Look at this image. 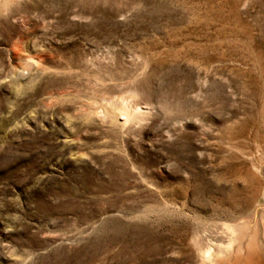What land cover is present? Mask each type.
Wrapping results in <instances>:
<instances>
[{
	"label": "rangeland",
	"instance_id": "rangeland-1",
	"mask_svg": "<svg viewBox=\"0 0 264 264\" xmlns=\"http://www.w3.org/2000/svg\"><path fill=\"white\" fill-rule=\"evenodd\" d=\"M250 240L264 260V0H0V264Z\"/></svg>",
	"mask_w": 264,
	"mask_h": 264
},
{
	"label": "bare ground",
	"instance_id": "bare-ground-1",
	"mask_svg": "<svg viewBox=\"0 0 264 264\" xmlns=\"http://www.w3.org/2000/svg\"><path fill=\"white\" fill-rule=\"evenodd\" d=\"M251 241V240H250ZM206 251H208L207 249H205ZM202 253V252H201ZM205 253H208L209 255V251L208 252H204ZM245 253V252H244ZM246 256L244 259H242V257H244L242 254H243V250L242 248L240 247L238 249V252H237V257H236V262L235 264L240 261H245L244 264H264V260L260 258V254H259V251H258V248H257V245L255 244V241L252 240L249 244H248V248H247V252H246ZM203 254V253H202ZM203 254V255H204ZM206 255V254H205ZM204 255V256H205ZM207 255V256H208ZM214 255V254H213ZM212 257V256H211ZM221 259V258H220ZM218 258V263L217 264H226L224 262H222V260H220ZM226 261V259H225ZM203 263L206 264V262L203 260ZM216 263V262H215ZM214 263V264H215ZM230 263V262H229Z\"/></svg>",
	"mask_w": 264,
	"mask_h": 264
}]
</instances>
